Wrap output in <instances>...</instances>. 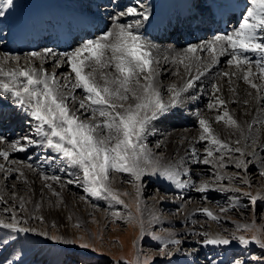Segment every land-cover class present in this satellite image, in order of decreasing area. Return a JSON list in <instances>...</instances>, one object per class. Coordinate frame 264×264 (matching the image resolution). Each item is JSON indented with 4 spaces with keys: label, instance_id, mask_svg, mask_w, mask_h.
I'll return each instance as SVG.
<instances>
[{
    "label": "snow or ice",
    "instance_id": "snow-or-ice-1",
    "mask_svg": "<svg viewBox=\"0 0 264 264\" xmlns=\"http://www.w3.org/2000/svg\"><path fill=\"white\" fill-rule=\"evenodd\" d=\"M13 2L14 0H0V17L4 16L5 10L10 8ZM250 4L247 14L242 16L238 27L231 33L215 35L201 45H190L184 52L177 53L173 62L184 65L185 69L189 70L193 62L202 61L203 58L198 55L200 52L206 51L209 54L210 64L218 63L222 56L229 57L227 62L236 71L223 72L221 75L231 82L232 77L239 74L238 78L251 90L248 92L250 99H245L244 105L257 102L259 106L257 118L252 124L259 123L264 126V0H250ZM116 7L121 10L109 14L112 20L110 28L101 29L99 35L84 40L71 51L58 53L50 48L31 51L25 54L23 64L20 55L9 53L0 55V93L10 98L14 105L27 114L31 128L30 134L12 142L0 135V144L6 145L4 150H0V157L7 160L10 152L27 151L29 147L45 144L47 148L63 157L70 166L79 169L81 174L79 186L89 196L115 202L126 208L121 194L112 187L110 174L113 172L130 174L136 182H141L145 176H159L178 189L192 186L199 193L212 190L240 191L239 188L222 186L224 180L230 184L234 180L239 181L251 188V181L247 175L240 176L238 173L229 176L215 173V187L207 180H201L198 186L190 184L181 178L182 175L189 174L188 170H180L161 163L148 148L146 139L151 122L166 114L170 108L178 107L182 93L194 87L199 74L190 78L183 88H177L175 84L170 85L168 87L170 97L165 102L158 82L160 60L153 54L151 42L139 34L144 22L151 15L150 9L140 0H132L126 5L117 4ZM122 18L131 19L121 22ZM49 59L54 61V69L67 65L70 71L60 73L59 76L55 70L50 72L43 66ZM36 61H39V65ZM77 90L81 93L79 97L76 95ZM231 91L235 93L236 89L232 88ZM219 92L220 87L214 84L215 99L207 107L216 108L218 114L215 122H223L232 128L243 137L244 142L241 143V139L238 138L235 141L236 146L233 147L216 135L209 120L201 117L198 120L201 129L199 140L207 142L210 146L205 148L206 155L203 158L198 156L195 148H192L190 151L193 161L205 165L212 164L213 167L220 169L227 167L231 161L236 169L246 174L249 165L257 159L258 154L253 149L257 145L258 137L245 134L241 123L229 112L228 101L216 95ZM6 118L8 114L0 111V121ZM260 151H264V145H260ZM260 159V175L264 176V157ZM4 170V165L0 164V171ZM19 175L22 177L24 173L20 172ZM43 179L58 181L59 177L44 176ZM47 187L51 189L52 185L47 184ZM53 194L57 197L60 195L58 192ZM140 194L141 187L137 184V195ZM243 195L253 207L258 201L264 202V193L253 194L248 191ZM16 198L13 195V199ZM231 199L232 206L235 207L239 202L238 197ZM19 200L18 207L24 211L26 202L23 197H19ZM0 202L7 203L2 194ZM3 211L10 214V222L0 219V227L13 233L37 231L31 227L21 226L26 225L28 221L18 218L15 208L5 207ZM200 211L211 220L219 222V216L209 208L205 207ZM226 211L227 208H220V212ZM34 218L43 221L42 216ZM129 219H132L130 215ZM75 227L79 228L80 224L77 223ZM236 229L241 232L253 231V235L249 238L237 235L236 232L230 235L209 232L194 234L201 236L197 243L202 247L229 246L236 241L245 247L255 243L264 249V227L257 228L253 222L251 225L236 224ZM39 235L48 236L49 239L64 244L79 243V247L83 249L97 251L93 244L84 240L83 236L78 242L61 235L49 236L43 231ZM144 235L141 221V238ZM152 239L160 242L158 255L165 259L174 255L173 249L179 252L183 243L171 236L164 238L153 234ZM7 244V240H0V245ZM185 255L191 256L192 253L188 252ZM153 260L152 256L141 258L138 254L134 262L126 264H153ZM208 264H223V261L213 259L208 261ZM231 264H245V261L234 257Z\"/></svg>",
    "mask_w": 264,
    "mask_h": 264
},
{
    "label": "bare ground",
    "instance_id": "bare-ground-1",
    "mask_svg": "<svg viewBox=\"0 0 264 264\" xmlns=\"http://www.w3.org/2000/svg\"><path fill=\"white\" fill-rule=\"evenodd\" d=\"M174 1L175 0L140 1L150 9L151 15L149 19L144 22L139 30V34L142 35L144 39L151 42L153 45V54L160 60L158 82L161 93H169L168 87L172 84H175L177 88H183L190 78H194L199 74V79L195 80L194 87L187 89L185 92H195L199 95L200 101L202 100L209 104L215 99L213 96V85H218L220 87V92L216 93V95L222 96L223 99L228 101L227 108L229 112L241 123L242 127L245 129V134H251L254 137H258L257 145L253 150L258 154L257 159L254 160V162L260 164V158L264 157V151H260V145H264V126H261L259 123L252 124L253 120L257 118L259 106L257 102L244 106L243 101L245 99H250L248 92L251 90L247 84L238 78L239 74L233 76L231 82H229L227 77L221 75L223 72L231 73L236 71L234 67L228 64L227 61L229 57L222 56L219 58L218 63L210 64L209 61L211 57L209 54L206 51L200 52L198 55L203 58L202 61L198 63L193 62L189 70H186L184 65L173 62L177 53L184 52V50L190 45L204 44L214 36L211 37L209 33L203 34L204 27L199 28L200 36H198L199 32L196 31L195 27L190 28L189 26H186V29L183 28L175 32L177 36L176 41L171 42L168 39L170 44H166L164 35L158 34L155 30L149 28L150 25H155L153 19L160 10H165L164 19L159 25L161 27H164L177 16V14L173 12ZM178 1L182 3V8L184 10L190 9V5L195 9L200 8L195 0ZM248 1L250 3V0ZM131 2L132 0H31V3L23 5L21 0H14L13 5L5 10L4 16L0 17V55L5 53L12 54L14 51L20 52V50H24L20 47V42L24 40L27 42L29 39L35 40L36 38H40L38 39L39 43L37 44V47L31 48V50H26L27 52L43 51L45 48H50L58 53L71 51L73 50V47L59 49L48 47L40 43L48 37L49 31L52 30L54 26V17L57 18V21L65 22L75 17V11L82 13V11L86 10V14L91 15L93 21L96 20L100 23V25H98V31L100 32L101 29L111 27L112 20L110 19L109 14H115L121 10V8L116 7L117 4L126 5ZM103 3L107 4L108 7L103 8L101 6ZM206 5L207 7H210V2H206ZM21 7L25 8L28 22V26L23 30L16 28L13 23L14 19L19 15L18 10ZM95 8H98V10L95 11ZM130 19L131 18H122L121 22H126ZM236 27L237 26H233L231 23V29L230 31L228 30L227 34L231 33ZM223 34L219 33V35ZM24 56H21L22 64L24 63ZM164 57H167L168 59L165 60ZM36 63L39 65V61H36ZM53 65L54 61L49 59L43 66L50 72L55 70L57 74L64 73L66 71L64 69L68 67L67 65H64L54 69ZM177 72L179 73L178 75L176 74ZM232 88L236 89L235 93L231 91ZM77 94L78 93H76V95ZM253 95H255L254 92ZM168 98L166 97L165 101H168ZM234 100L238 102L233 103L232 101ZM191 104L192 103H189V106H191ZM0 111L8 114L7 121L9 123L3 130L6 132L0 133V135H3L9 142L20 139L18 131L22 132L25 131V129L30 130V128L26 127L27 118H29L27 114L21 108L14 105L10 98L4 97L2 93H0ZM217 114L218 110L216 108H208L207 111L202 112L200 115H195V113L184 108L182 103H180L178 107L170 108L164 116V118L169 119V122L162 125L156 124L152 130H149L146 139V141H148L156 138L159 139L161 136H164L160 140L161 144L158 143V145H161L164 150L163 152H151L165 165H172L180 170H188L189 174L182 175L181 178L190 182V184L198 186L199 184L194 176L197 171L195 169L196 163L192 162L193 157L190 150L195 148L198 156L204 157L206 155L205 148L210 146L207 142L199 140L201 134V129L198 123L199 118L203 117L209 120L216 135H218L221 140L231 144L233 147L236 146L235 141L238 138L241 139V143L244 142L243 137L239 136V134L232 128H229L223 122H215ZM182 119L185 120L184 125L186 128L180 127ZM196 128H198L197 132L195 131ZM2 129L3 128L0 127V130ZM37 139L39 140L38 137ZM5 148V144H0V150H4ZM48 157H54L55 159H48ZM189 162L190 165L188 164ZM0 164H3L5 169L4 171H0V194H2L5 201H7V203L0 202V219L10 222V214L5 213L3 209L5 207H12L16 209L18 218L22 220L26 219L28 221L26 225L21 224V226H27L37 230L36 232H30L31 234L36 235L35 238L42 236L39 235L42 231L47 232L48 234L51 231L52 235L54 232H57V235L64 236L66 239L75 234L81 235L87 242H90L89 235L84 231L78 232L74 226L78 217L82 215V217L87 220H92L94 218L99 221L100 225L101 223H105V216L108 213L107 210H102L99 206L91 204L87 198H83V196L81 197L80 194H75L76 182L69 177L77 172V168L70 166L63 157L55 153L52 149L47 148L45 144L29 147L27 151L10 152L7 160L0 157ZM228 164L233 163L229 161ZM28 165H31L32 167L29 168ZM211 166L213 167L212 164ZM213 169L219 171V168L214 167ZM220 171H222L221 174L224 172L222 169ZM20 172L24 173L22 177L19 175ZM44 176H58L59 180L55 181L49 179L48 181H45L43 179ZM69 180L74 182L68 183ZM25 181H27V183H25ZM120 181V179L115 177L112 178L114 189H116V187L124 189V187L128 185ZM169 183L172 184L171 182ZM47 184L52 185L51 189L47 187ZM13 185L15 187H13ZM126 189L129 191V195H124V199L125 201H128V204L130 205L129 208L135 210V201L143 198L141 194H135V191H137V185L129 184L126 186ZM141 189H143V186ZM176 189L187 195L202 194L197 192L195 187L192 186L184 189ZM150 191L151 188H149V193ZM53 192H58L60 194L59 197L54 195ZM13 195L17 198L13 199ZM19 197H23L26 202L24 211H21L18 207L20 203ZM96 200L102 202L104 199L96 198ZM178 204L181 205L180 208L176 207ZM143 205L145 206L144 209L148 211L144 212V215L150 224L148 228H154V225L156 224H159L160 226L166 225L167 227L162 226L163 230L160 232V236L164 238H168L169 236L175 239L180 238L183 242L180 245V251H183L182 254H179L173 249V256L179 254L180 257H185L190 260L198 253V247H191L189 244H187L188 247L186 245L185 247L182 246L186 243L184 240H194L196 238L194 233L198 230H201L202 232L208 230V232L212 234L220 233L215 225L210 224L208 227V223H201L195 220L196 218H193L195 216L193 214L202 207L199 201L189 202L185 199H177L173 197L165 199L156 192L155 194L150 193L146 199H143L142 206ZM197 205H199V207H196ZM204 205L206 208L212 207L207 200ZM37 206L39 207L37 208ZM169 206H173L172 208L177 210V212L172 214V212H174L172 209L171 213L162 212L163 209L168 211L167 209L170 208ZM119 210L121 212L118 217H125V209L120 208ZM108 211L112 215L114 212L118 213V211ZM36 216H42L43 221L41 222L40 220L35 219L34 217ZM130 216H132V214H130ZM156 216H158V218H156ZM176 221H181L185 226L170 228V223H175ZM129 227L132 228V223L128 228ZM128 228L125 231L129 233L131 229ZM186 235L188 237H186ZM0 237H4V240H7L8 244H11L12 247L16 249V254L22 247L36 243L34 242L35 240H29L21 235L16 237L11 236L6 229L2 227H0ZM43 237L48 239V236ZM190 237H193V239ZM125 241L127 240L125 239ZM127 242L129 243V241ZM169 247L171 248L172 246ZM39 252H45L44 255L48 254L49 248L44 245L39 249ZM188 252H191L192 255H185V253ZM3 254L5 253H0V261L3 259ZM13 259L15 258H12V261Z\"/></svg>",
    "mask_w": 264,
    "mask_h": 264
},
{
    "label": "rangeland",
    "instance_id": "rangeland-1",
    "mask_svg": "<svg viewBox=\"0 0 264 264\" xmlns=\"http://www.w3.org/2000/svg\"><path fill=\"white\" fill-rule=\"evenodd\" d=\"M142 2V0H140ZM144 1V0H143ZM107 4H102V7H106ZM247 13V12H246ZM246 15V14H245ZM244 16V15H243ZM99 35V34H97ZM96 36V35H95ZM94 36V37H95ZM93 37V38H94ZM166 44H170L168 38L165 39ZM173 42L172 39H170ZM79 45V42H75L73 45V49ZM27 51L13 52L12 55H20L24 56ZM31 52V51H28ZM27 52V53H28ZM64 73L70 71L69 67H66ZM60 74V73H59ZM58 74V76H59ZM78 97L81 95L80 90H77ZM162 96L165 98L170 97V94L167 92L162 93ZM169 100V98H168ZM167 102V101H165ZM181 103L184 105V108L190 110L195 113V115H200L202 112L207 111L208 103L205 101H200V97L195 92H183L181 95ZM189 103H192L189 106ZM245 106V105H244ZM166 114L161 115L159 119L154 120L149 125V130H152L156 124L162 125L169 122V119L164 118ZM163 117V118H162ZM195 117V116H194ZM8 118L0 121V127H5L8 124ZM34 121L32 124L34 125ZM185 120L182 119L181 128H186ZM27 128L29 126V118H27ZM192 127V126H191ZM199 127V126H198ZM158 128V127H156ZM179 128V126H178ZM188 128V127H187ZM27 131V132H26ZM30 130L25 129V131L19 132V138L30 134ZM198 131V128L195 129ZM6 131L0 130V133H4ZM26 132V133H25ZM164 136H161L159 139H153L146 141L148 148L153 152H163V148L161 145L157 147L158 143L161 144L160 140ZM34 139L37 137L33 136ZM165 152V151H164ZM238 155V154H236ZM203 158V157H201ZM234 158V157H233ZM22 159V158H21ZM228 159V158H227ZM251 160V158L249 157ZM194 162V161H192ZM190 165V162L188 163ZM261 164V162H260ZM260 164L255 163L254 161L249 165L248 171L245 174L242 170H238L234 167V164H228L227 167L222 168V174L225 176L232 175L233 173H238L240 176L247 175V178H250L251 188L243 185L239 181H233L231 184L229 181L224 180L222 185L224 187L231 188H239V192H219V191H209L207 193L197 194V195H187L186 193H182L177 190L173 184H170L167 180L159 176H145L141 182H136L127 173H116L113 172L110 174V179L112 182V178L120 179V182L126 184L133 185H141L143 189H141V196L143 199H146L147 196L151 194H155L158 192L163 198H177V199H185L189 202H197L205 208V201L207 200L212 207L210 208L215 214L219 216V222L213 221L208 218L205 214H203L200 209H198L193 215V218H196L198 222L208 223V227L210 224H213L220 231V234L230 235L232 232H236L237 235H245L246 237H251L253 235V231H237L236 224H249L251 225L255 222V226L257 228L264 227V202L258 201L257 204L253 207L248 200L247 197L243 195L244 192L251 191L253 194L256 192L264 193V176L260 175ZM212 168V169H211ZM214 167L211 164L205 165L203 163H196L195 169V177L200 183L201 180L210 181L214 184L215 187V173L219 172L221 174L222 171L219 168V171L213 169ZM77 172L73 173L69 178L76 182L75 194L79 195L83 198H87L91 204L99 206L102 210H107V215L105 216V223H99L96 219H84L81 216L78 217L75 225L77 223L80 224V227L76 228L78 232L84 231L89 235V239L91 244L97 249V251H91L89 249H83L79 247V243L77 244H64L62 242L54 241L51 239H46L43 236L39 238H35L36 235L29 233H13L10 230L6 229L9 235L11 236H23L29 240H32L36 243L28 244L22 247L19 252L16 254V249L12 247L11 244L0 245V253L3 254V259H1L0 264H126V262H134L138 254L141 255V258L144 256H152L154 257L153 264H208L210 260L223 261V264H231L232 259L239 258L245 261V264H264V249H261L255 243L248 245L247 247L240 245L238 242L233 241V243L229 246H208L202 247L197 243L201 239L200 235H196V238L192 241H186V243L182 246L185 247L187 244L191 247H198V253L194 255L190 260L185 257H180L179 254H182L183 251L178 252L176 256H172L168 259L161 258L158 255L159 252V241L152 239V235L160 236V232H162L163 227H167L166 225L160 226L159 224L154 225V228H148L150 224L148 223V219L144 215V212H148L144 209V205L142 206L143 199H138L135 201L136 209H130L128 201H125L123 193H127L129 195V191L126 189V185L124 189H119L116 187V190L121 194V199L127 205V208L124 205L116 204L115 202H110L108 200H103L99 202L95 197L89 196L88 193L84 191L82 187L79 186V177L80 172L79 169H76ZM256 177V178H255ZM254 178V179H253ZM186 179V178H185ZM214 182V183H213ZM141 183V184H140ZM147 184V185H146ZM113 187V184H112ZM149 188L151 191L149 193ZM137 194V191H135ZM196 196V197H194ZM233 197H238V204L233 207L232 199ZM201 200V201H200ZM203 201V202H202ZM140 202V203H139ZM202 202V203H201ZM179 205V206H178ZM176 207L180 208L181 205L178 204ZM170 208L163 209L162 212H168L175 214L177 210L172 208L173 206H169ZM196 207H199L197 205ZM201 207V209H202ZM225 207L228 209L226 212H220V208ZM125 209L126 213L125 217H118L112 215L110 211H118V214L121 212L119 209ZM212 208V209H211ZM172 209V210H171ZM117 213V212H114ZM128 213V214H127ZM132 214V219H129V215ZM158 218V216H156ZM131 221V222H129ZM141 221L143 222V228L145 231V235L141 238ZM132 228H128L131 226ZM170 228H176L179 226H185L181 221H176L175 223H170ZM74 225V226H75ZM118 225V226H116ZM202 226V225H201ZM55 227V226H54ZM53 228V227H52ZM131 229L129 233L125 230ZM160 228V229H159ZM203 232H208V230H204ZM201 230L196 231V233H203ZM210 233V232H209ZM57 232H54L53 235H57ZM49 236H52L50 231ZM81 235H73L68 239L77 240L79 242V238ZM178 237V236H177ZM186 237H188L186 235ZM193 239V237H190ZM129 241V243L127 241ZM180 239V238H179ZM0 240H4V237H0ZM131 240V241H130ZM181 240V239H180ZM46 245L49 248V253L45 254V252H39V249ZM125 249L123 250V248ZM171 246V245H170ZM116 247V248H115ZM188 247V246H187ZM252 257H260L261 259H252ZM12 258L13 259L12 261Z\"/></svg>",
    "mask_w": 264,
    "mask_h": 264
}]
</instances>
